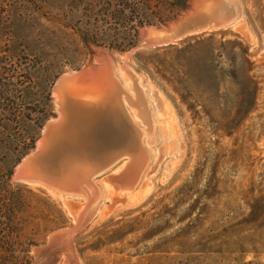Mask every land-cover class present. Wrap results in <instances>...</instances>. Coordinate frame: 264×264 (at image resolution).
I'll list each match as a JSON object with an SVG mask.
<instances>
[{"label":"rangeland","instance_id":"obj_1","mask_svg":"<svg viewBox=\"0 0 264 264\" xmlns=\"http://www.w3.org/2000/svg\"><path fill=\"white\" fill-rule=\"evenodd\" d=\"M95 1L128 2L0 0V264H264V0H231L225 25L145 46L143 28L181 17L189 0L141 26L129 49L85 42L79 20L98 16ZM100 52L139 75L133 86L117 72L134 123L144 127L129 97L154 130L142 139L149 159L130 188L112 180L125 158L93 177L102 195L73 256L41 251L85 200L13 175L60 117L58 79L100 64Z\"/></svg>","mask_w":264,"mask_h":264},{"label":"water","instance_id":"obj_2","mask_svg":"<svg viewBox=\"0 0 264 264\" xmlns=\"http://www.w3.org/2000/svg\"><path fill=\"white\" fill-rule=\"evenodd\" d=\"M234 12L231 0H193L192 7L181 17L161 26L147 25L143 28L141 40L149 47L172 43L188 34L221 27L228 23ZM100 54V64L70 71L58 79L53 91L57 90L59 93L60 117L46 123L42 141L34 151L20 160L13 175L14 180L39 183L63 194L85 199V206L76 223L53 231L47 245L39 249L41 251L63 248L73 256V238L97 210L102 195L101 186L93 181V177L125 158L126 164L119 173L112 176V180L118 187L130 188L137 182L149 159V153L142 141L143 137L149 135V123L139 104L128 100L129 105L136 108L137 117L141 118L144 127L140 128L134 123L122 102L123 99H120L124 89L117 72L122 71L126 79L133 81V86L139 75L129 63H118L108 52ZM86 84L100 85V89L107 92L106 95L116 98L117 104L114 108H107L108 111L101 117L88 118L91 122L94 120L95 125H100L98 130L103 127L110 128L111 132L106 135L97 132L96 127L66 132V128L78 117L75 118V109L68 104L70 98L66 96L63 88ZM103 85L108 89L105 90ZM135 98L139 99L137 95ZM80 119L84 120L82 117ZM93 131H96L95 134ZM66 133V139L58 142V136H65ZM153 139L154 137L148 136L147 144H151Z\"/></svg>","mask_w":264,"mask_h":264},{"label":"trees","instance_id":"obj_3","mask_svg":"<svg viewBox=\"0 0 264 264\" xmlns=\"http://www.w3.org/2000/svg\"><path fill=\"white\" fill-rule=\"evenodd\" d=\"M93 1V0H92ZM189 0H128L117 7L112 3L90 4L89 11L97 10V17L84 23V39L91 46H109L117 49H129L137 44L138 30L149 23H164L172 17L175 10L188 8ZM101 5V6H100ZM102 11L101 13H98ZM0 183L4 180H1ZM7 181V180H6Z\"/></svg>","mask_w":264,"mask_h":264},{"label":"bare ground","instance_id":"obj_4","mask_svg":"<svg viewBox=\"0 0 264 264\" xmlns=\"http://www.w3.org/2000/svg\"><path fill=\"white\" fill-rule=\"evenodd\" d=\"M99 86L100 85H97V84H91V85L86 84V85H80V86L79 85L78 86H71L70 88L66 87V89L63 88V91L66 92V96H69V98H70V102L68 104L73 109H75V112H76L75 118H76V116L78 117L75 122H73L68 128H66V132H69V131L75 132V131H79V130L81 131L83 129L86 130V128H92L93 129L95 127H96L95 129L97 132L102 133L104 135H106L108 132L109 133L111 132L110 128L107 129L105 127H103L102 130H98L97 128L100 125H95L94 120H92V122H91V120L88 119L90 116L93 117V119L95 116L101 117L102 115L105 114L106 111H108L107 108H110V109L114 108V106L117 104L116 98L110 97L109 95H106L107 92L100 89ZM103 88L105 90L108 89V87L105 85H103ZM123 89L125 90V88H123ZM57 95H58V100H59L60 99L59 93ZM125 98H126V96H125ZM120 99H122L121 95H120ZM129 102H131L130 97H129ZM123 104H124V102H123ZM80 117H82V119H84V120H81ZM87 120H89V121H87ZM96 131H93V134H95ZM105 131H107V132H105ZM153 131H154L153 129L149 130L148 134L152 133ZM144 132H146V131H144ZM66 135H67V133L65 134V136L63 135L64 136L63 140L66 139ZM143 135L145 136L144 133H143ZM146 142H147V140H146ZM38 144H39V142H38ZM61 195H63V194H61ZM80 198L84 199L83 197H80Z\"/></svg>","mask_w":264,"mask_h":264}]
</instances>
